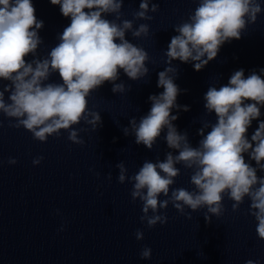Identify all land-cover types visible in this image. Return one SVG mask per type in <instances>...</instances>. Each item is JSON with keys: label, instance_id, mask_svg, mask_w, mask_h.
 Here are the masks:
<instances>
[{"label": "clouds", "instance_id": "9594fccd", "mask_svg": "<svg viewBox=\"0 0 264 264\" xmlns=\"http://www.w3.org/2000/svg\"><path fill=\"white\" fill-rule=\"evenodd\" d=\"M50 3L59 5L61 14L71 22L58 35L59 43L41 59L36 58V53L43 43L38 30L44 22L37 19L32 0H0V80L10 82L0 85V112L15 119L14 123L9 119V127H23L41 142L67 130L70 141L84 144L79 130L72 126L81 121L93 130L102 126L100 113L88 108L87 98L106 82L112 84L113 93L130 91L123 81L116 82L121 70L133 81L149 73L148 52L126 39V33L131 32L134 38L148 36L149 25L141 23L134 28V20L153 19L148 13L157 12L159 4L140 0L133 19L121 20L124 0ZM262 11L259 0H199L188 19L174 26L177 34L171 37L165 52L167 67L158 73L157 87L163 91L150 95L148 113L139 121L132 117L122 131L125 136H134L135 144L152 150L166 130L167 147L178 154L169 151L163 160H145L132 176L127 175L123 161L115 165L120 183L133 182L131 197L142 201L140 220L146 221L149 228L158 222L167 223L168 217L160 209H166L169 203L189 219L191 213H185L186 207L192 211L206 208L204 218L211 223L213 215L223 214L225 196L234 201L233 211L248 197V211L258 222V238L264 240V176L257 175L258 170L264 172V120H259L251 140L247 136L252 121L258 120L264 107V68L259 69L261 74L254 70L247 77L241 68L219 88L209 86L203 97L204 108L208 114L215 113L216 122H203L198 129L202 138L196 147L189 143L187 132H178L173 124L178 114H171L174 108L190 110L188 105L177 104L178 95L187 89L181 90L174 82L178 69L172 61L195 62L194 70H202L217 57L225 42L240 39ZM109 14L115 18H106ZM29 56L33 57L30 61ZM52 73H58L62 82H48ZM5 93H9L7 100ZM245 153L255 161V167L246 161ZM41 160L43 156L35 158L33 164ZM8 163L15 164L17 160L10 157ZM177 164L193 170L190 182L194 190L180 187L169 195L174 178L180 174ZM161 194L167 199L160 200ZM135 236L142 240L144 233L138 229ZM151 254L150 247L140 252L142 259H150ZM245 264L259 261L249 259Z\"/></svg>", "mask_w": 264, "mask_h": 264}, {"label": "water", "instance_id": "95a60500", "mask_svg": "<svg viewBox=\"0 0 264 264\" xmlns=\"http://www.w3.org/2000/svg\"><path fill=\"white\" fill-rule=\"evenodd\" d=\"M47 55L38 46L36 58ZM48 82L62 81L52 73ZM87 99L102 126L73 125L84 144L70 141L67 130L41 142L23 127H9L15 119L0 112V264H264V240L225 199L223 214L211 223L206 208L186 207L189 219L171 203L160 209L167 223L149 228L141 222L142 201H133V182L120 183L115 165L123 161L132 176L145 160H163L172 150L159 139L149 150L125 136L122 129L133 116L101 90ZM10 157L17 163L9 164ZM176 167L180 174L169 195L175 188L194 190L193 170ZM138 229L142 240L136 239ZM144 247L152 249L150 259L141 258Z\"/></svg>", "mask_w": 264, "mask_h": 264}]
</instances>
